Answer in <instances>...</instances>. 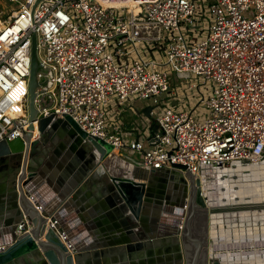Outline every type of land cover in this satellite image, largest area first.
<instances>
[{
  "label": "built area",
  "instance_id": "2783aa9c",
  "mask_svg": "<svg viewBox=\"0 0 264 264\" xmlns=\"http://www.w3.org/2000/svg\"><path fill=\"white\" fill-rule=\"evenodd\" d=\"M37 1L7 0L17 9L3 19L0 10V142L22 138L29 126L35 35L37 58L47 70L36 80L49 82L35 91L37 119L67 116L113 152L124 147L137 154L149 171L180 166L184 177L200 180L203 171L264 162V0H211L201 40L195 38V0ZM170 74L211 85V95L202 98L208 111L203 123L165 107L148 148L107 126L105 108L113 101L122 107L136 98L157 106L170 91ZM38 138L34 131L32 139ZM29 229L23 218L16 232Z\"/></svg>",
  "mask_w": 264,
  "mask_h": 264
},
{
  "label": "crops",
  "instance_id": "0c3cea01",
  "mask_svg": "<svg viewBox=\"0 0 264 264\" xmlns=\"http://www.w3.org/2000/svg\"><path fill=\"white\" fill-rule=\"evenodd\" d=\"M169 81L192 80L177 79L170 74ZM148 106L153 115L150 111L147 118L143 111ZM122 109L126 111L127 123L118 110L108 127L118 126V134L124 141L144 140V147H150L151 141L147 139L150 127L155 125L150 120L156 113L155 108L147 101L131 98ZM35 149L37 159H30L26 166L33 174L25 184H34L29 196L47 220H52L78 248L82 264H190L192 260L200 263L203 247L197 246L203 233L199 222L202 213L199 211L194 218L188 233L184 230V240L175 236L176 230L185 226L183 219H180L183 226L173 225L176 204L183 201L180 176L169 170L151 174L140 166L137 154L136 162L132 163L120 159L118 150L100 163L93 147L63 123L49 127ZM19 166V162L10 158H0V246L12 238L13 229L21 220L12 190L14 172ZM211 171L204 173L214 177L209 182L216 189L213 197L221 203L216 207L262 204L264 167L255 169L236 164L217 174ZM111 177L132 178L135 183L147 184L145 206L137 214L124 205ZM256 178L260 182L252 183ZM202 180L206 178L201 177ZM186 213L183 210L180 218ZM237 231L212 229L210 236L222 253L237 255L240 264H264V227ZM10 264L47 263L40 256H31Z\"/></svg>",
  "mask_w": 264,
  "mask_h": 264
},
{
  "label": "water",
  "instance_id": "95a60500",
  "mask_svg": "<svg viewBox=\"0 0 264 264\" xmlns=\"http://www.w3.org/2000/svg\"><path fill=\"white\" fill-rule=\"evenodd\" d=\"M40 1V0H38ZM37 1V2H38ZM38 72L47 74V70L42 67L36 54V36L31 37L30 50V75H29V96H28V116L29 126L27 132L22 138H17L13 141L0 142V158H10L12 161L19 162L20 166L14 172V183L12 190L14 191L13 201L16 200L17 207L20 211V222L23 218L30 221V229L28 233L19 235L16 228L13 229L12 238H8L3 246H0V264H10L13 261L27 259L31 256H40L47 264H82V255L78 248L75 247L67 238L64 231L59 230L56 226H51L53 222H48L47 216L38 211L40 206L33 204L30 192L33 191V185L26 186V181L33 177L31 171L27 170L26 166L30 159L35 157V147L37 141L40 140L42 134L52 126L58 123H63L80 139L86 140L93 149L97 152V161L104 162L113 152V147L101 139L88 136L81 131L78 126L69 117L56 120L53 116L37 119V109L35 107L36 89L40 86L43 91L49 87V82L39 83L36 80ZM151 107L148 106L143 111V114L148 118ZM34 122L36 124L34 125ZM148 141H151L153 135L157 131L156 125H152L149 129ZM37 131L39 138L33 140V132ZM172 171L182 178L183 183V201L176 204L173 225L177 227L180 219L184 221V229L176 230L175 236L185 239L184 230L188 233L194 218L201 212L202 216L199 219L203 233L198 246L203 247L202 257L199 264H225L212 251L215 249V242L212 241L210 232L212 229H229V228H249L253 226L254 220L258 212L264 210V204H248L231 207H213L206 204L205 198L202 196L199 187V180L193 175L186 173L184 177L178 170H185V167L176 166ZM155 170H150L149 173H155ZM202 174V172H201ZM34 183V182H32ZM111 183L120 196L125 206L130 211L137 212L145 206L143 203L145 192L147 189L146 183H135L132 178L111 177ZM31 198V199H29ZM183 210L187 213L183 218ZM200 211V212H199ZM19 222V223H20ZM18 223V224H19ZM53 224V223H52ZM183 226V221L182 223ZM188 237V236H187ZM196 242V241H195ZM190 264H195L192 260Z\"/></svg>",
  "mask_w": 264,
  "mask_h": 264
},
{
  "label": "rangeland",
  "instance_id": "374dc122",
  "mask_svg": "<svg viewBox=\"0 0 264 264\" xmlns=\"http://www.w3.org/2000/svg\"><path fill=\"white\" fill-rule=\"evenodd\" d=\"M210 1L211 0H195V3L197 4L198 7L196 10V14L194 16L195 25L197 27L195 38L198 40L205 39L208 34V27H209V23L211 22V18L208 15L207 6ZM0 6H2L0 10L3 12L1 16L2 19L4 18V16L8 15L12 10L17 9L16 5L8 3L7 0H0ZM182 28L186 40H191L192 35L186 31V28L184 26H182ZM147 55L148 53L145 56ZM191 80L192 81H169L170 93L166 96L165 95L160 96L158 105L157 106L153 105V107L156 110V113L153 117H150V120L155 121V119L159 116L160 111L163 110V108L172 107L174 110L187 112L188 114L191 115L193 121L197 123H203L205 119L208 117V111L203 106L202 98L206 100L208 96L211 95L212 88L209 83H205L204 80L201 78L193 77ZM118 110L121 113L120 117H123L124 119V123H127L125 109H122V107H118L116 103L113 101L105 108L106 122L108 124L107 126H109L110 124H112V122H114V113L116 111L118 112ZM121 139L124 140L125 138L121 137ZM143 141L144 140H142L141 142ZM118 152L120 154L119 155L120 159H123L125 161H130L132 163H135L136 162L135 160H137L136 155L130 153L127 150V148L123 147L119 149ZM259 182L260 181L257 178L256 181H252V183H259ZM258 213H261V211ZM257 227L259 228L264 227V215H262V218L259 219L257 222H254L251 228H247V229H253V228L256 229ZM232 229L238 230L237 232L239 233H241L242 230H247L246 228H239V229L232 228ZM252 243L253 245L257 244L255 240H253Z\"/></svg>",
  "mask_w": 264,
  "mask_h": 264
},
{
  "label": "bare ground",
  "instance_id": "6f19581e",
  "mask_svg": "<svg viewBox=\"0 0 264 264\" xmlns=\"http://www.w3.org/2000/svg\"><path fill=\"white\" fill-rule=\"evenodd\" d=\"M264 163V162H263ZM236 165V164H234ZM234 165H232L231 167H233ZM241 165H245V164H241ZM261 165V163L259 164H254V165H245L248 168H258ZM228 168V167H227ZM223 168L220 169H212L211 174H217L218 172H220ZM225 169V168H224ZM205 171L202 172V174H200V176L202 178H206V184L205 181H201V177L199 180V187L201 189L202 192V196L205 198L206 204L208 206H213L216 207L218 204V200L215 199L213 196L215 194L216 189L214 188V186L211 184V182H209L210 179H213V176H210L209 174L207 175V173H204ZM262 204H264V200L261 201ZM246 203V202H245ZM244 205V204H243ZM239 206V205H238ZM220 207H227V206H220ZM230 207V206H229ZM263 240V239H262ZM261 240V241H262ZM218 243L215 242V249L212 251V253L216 256H218V258H220V260L225 263V264H240L238 261V256L237 255H226L224 253L221 252L219 246L217 245ZM225 249H230L229 247L225 248ZM242 264H247V263H242Z\"/></svg>",
  "mask_w": 264,
  "mask_h": 264
},
{
  "label": "flooded vegetation",
  "instance_id": "af4514ba",
  "mask_svg": "<svg viewBox=\"0 0 264 264\" xmlns=\"http://www.w3.org/2000/svg\"><path fill=\"white\" fill-rule=\"evenodd\" d=\"M260 166L264 167V163L262 162Z\"/></svg>",
  "mask_w": 264,
  "mask_h": 264
}]
</instances>
